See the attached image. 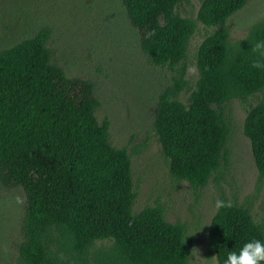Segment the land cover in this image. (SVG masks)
<instances>
[{
    "label": "trees",
    "instance_id": "1",
    "mask_svg": "<svg viewBox=\"0 0 264 264\" xmlns=\"http://www.w3.org/2000/svg\"><path fill=\"white\" fill-rule=\"evenodd\" d=\"M187 0H123L150 64L168 66L174 83L159 97L154 126L171 174L204 188L229 163V103L264 90V19L236 45L227 22L249 0H202L198 20L216 30L197 52L198 80L186 78L195 20L182 16ZM52 28L0 50V183L21 187L25 211L17 264H88L97 242L112 245L98 264H189L185 227L169 222L161 205L134 212L132 157L109 141V120L96 116L95 82L69 77L48 46ZM187 92L186 101L180 96ZM264 179V101L244 122ZM210 242L218 264L243 243L264 240V219L221 195Z\"/></svg>",
    "mask_w": 264,
    "mask_h": 264
},
{
    "label": "rangeland",
    "instance_id": "2",
    "mask_svg": "<svg viewBox=\"0 0 264 264\" xmlns=\"http://www.w3.org/2000/svg\"><path fill=\"white\" fill-rule=\"evenodd\" d=\"M201 1L187 0L178 8L182 16L197 23L187 58L186 78L191 86L199 77V45L216 30L198 20ZM263 19L264 0H249L227 22L230 43L236 45ZM46 26L52 28L48 46L54 61L69 77L95 82L98 121L109 120L110 143L126 147L131 154L137 192L133 211L161 205L169 222L185 227L189 264H218L209 232L221 195L250 206L256 221L264 219V179L244 134L247 112L264 101V90L246 102L229 103V163L215 174L219 181L213 178L206 187L194 188L171 174L154 126L159 97L173 85L175 73L168 66L149 63L123 0H0V50L33 37ZM188 96L183 92L180 98L186 101ZM25 200L21 187L7 189L0 183V264L19 261ZM111 245L97 242L88 254V264H98Z\"/></svg>",
    "mask_w": 264,
    "mask_h": 264
},
{
    "label": "clouds",
    "instance_id": "3",
    "mask_svg": "<svg viewBox=\"0 0 264 264\" xmlns=\"http://www.w3.org/2000/svg\"><path fill=\"white\" fill-rule=\"evenodd\" d=\"M254 48L261 56H264V41L257 42ZM252 67L264 69V62L257 60ZM230 206V203L224 201H217L215 204L217 209ZM224 264H264V240L253 238L243 243L237 250L229 251Z\"/></svg>",
    "mask_w": 264,
    "mask_h": 264
}]
</instances>
